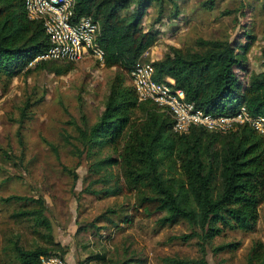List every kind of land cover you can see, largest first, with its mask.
<instances>
[{
  "label": "trees",
  "instance_id": "16d2710c",
  "mask_svg": "<svg viewBox=\"0 0 264 264\" xmlns=\"http://www.w3.org/2000/svg\"><path fill=\"white\" fill-rule=\"evenodd\" d=\"M154 5L159 6V21L166 5L173 11L170 19L180 15L176 0H75L76 19L90 18L100 25L103 67L117 68L120 73L110 84L98 121L92 126L84 119L81 124L74 122L77 136H65V145L80 160L91 161L90 175H100L85 193L108 198L127 190L134 194L136 207L155 205V212L162 215L160 227L180 222L190 226V234L174 239L182 243L197 240L199 258H165L166 264H210L209 249L218 255L236 251L240 245L215 247L217 238L227 232H251L259 222L264 203V134L247 123L227 134L201 126L178 134L167 110L151 101L139 102L126 74L158 41V33L142 30ZM204 6L212 9L214 4ZM49 48L43 23L28 17L24 0H0V84L4 89L33 70L68 75L72 62L39 61L30 68ZM167 49L153 63L155 81L183 90L186 101L205 114L235 115L244 107L250 117L264 119V70L242 79L238 71L242 61L229 40H199L195 50ZM262 59L264 67V50ZM105 151L116 157L104 155ZM70 173L78 182V175ZM1 202L32 206L14 212L11 218L17 224L29 223L38 242L27 247L21 233L11 232L0 249V264H40L44 256L66 258L68 250L56 241L44 197L10 196ZM93 259L104 262L105 256ZM248 264H264L261 242L253 246Z\"/></svg>",
  "mask_w": 264,
  "mask_h": 264
},
{
  "label": "rangeland",
  "instance_id": "374dc122",
  "mask_svg": "<svg viewBox=\"0 0 264 264\" xmlns=\"http://www.w3.org/2000/svg\"><path fill=\"white\" fill-rule=\"evenodd\" d=\"M176 2L180 15L173 20L170 5L161 21L158 5L148 10L142 30L159 37L142 62L162 59L169 46L195 50L199 40H229L242 61L238 70L242 79L264 70V0ZM211 2L212 9L204 6ZM118 73L119 69H107L88 55L62 77L33 70L15 78L7 89L0 84V249L11 232L21 233L27 247L38 242L29 223L17 224L11 218L32 206L1 202L25 196L45 198L56 241L68 250L67 264H166L165 258H199L197 240L174 239L191 233L187 223L160 227L162 215L155 212V205L136 207L134 194L127 190L108 198L85 193L100 175H90L91 161L73 155L64 137L77 136L74 122L81 124L84 119L92 126L98 121ZM126 78L133 86L130 73ZM104 155L114 154L105 151ZM113 171L119 174L118 169ZM70 172L78 175V182ZM259 211L253 231L227 232L214 241L215 247L240 245L236 251L218 255L209 249L210 264H248L255 243L264 245V203ZM97 255L105 256V261L94 260Z\"/></svg>",
  "mask_w": 264,
  "mask_h": 264
},
{
  "label": "built area",
  "instance_id": "2783aa9c",
  "mask_svg": "<svg viewBox=\"0 0 264 264\" xmlns=\"http://www.w3.org/2000/svg\"><path fill=\"white\" fill-rule=\"evenodd\" d=\"M31 20L41 21L50 41L47 53L36 58L39 61H66L76 63L85 56H92L101 66L105 62V50L98 43L100 25L90 18L76 19L75 0H24ZM147 55V54H146ZM138 62L130 75L140 103L151 101L167 110L174 119V132L184 134L192 127H204L209 131L227 134L237 125L249 124L264 134V119L252 118L243 107L235 115L205 114L186 101L183 90L154 80L153 63ZM40 264H67L57 256L41 257Z\"/></svg>",
  "mask_w": 264,
  "mask_h": 264
},
{
  "label": "crops",
  "instance_id": "0c3cea01",
  "mask_svg": "<svg viewBox=\"0 0 264 264\" xmlns=\"http://www.w3.org/2000/svg\"><path fill=\"white\" fill-rule=\"evenodd\" d=\"M161 58H157V60H160ZM169 82L171 83V84H174V81L173 80H169Z\"/></svg>",
  "mask_w": 264,
  "mask_h": 264
}]
</instances>
